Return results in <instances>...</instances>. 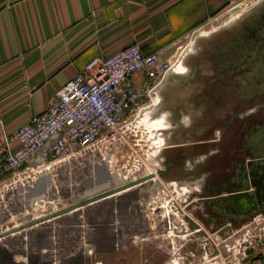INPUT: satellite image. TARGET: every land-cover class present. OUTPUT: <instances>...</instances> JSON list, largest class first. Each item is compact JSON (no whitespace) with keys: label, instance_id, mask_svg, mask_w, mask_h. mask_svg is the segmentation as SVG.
Listing matches in <instances>:
<instances>
[{"label":"built area","instance_id":"2783aa9c","mask_svg":"<svg viewBox=\"0 0 264 264\" xmlns=\"http://www.w3.org/2000/svg\"><path fill=\"white\" fill-rule=\"evenodd\" d=\"M226 2L228 9L242 4L241 0ZM174 57L157 52L145 54L137 43L129 44L106 58L96 57L85 66L83 73L55 91L43 113L31 117L13 135L1 136L5 150L0 162V222H3L0 244L40 223L50 224L60 218H49L66 207L59 199L67 201L59 196L61 185L53 179L56 176L50 178V184L39 200L26 202L23 199L24 193L27 192L26 198L29 196L43 172H54L67 164L84 160L91 166L105 161L123 185L156 177L157 169L149 167L147 157L137 158L129 166L127 160V164L123 162L127 152L124 155L122 149L139 145L129 143L134 140L133 128L142 122L145 114L152 117L157 109L161 102L158 89L163 87L166 74L174 72L182 63ZM12 142L19 145L16 151L10 150ZM158 144L155 146L158 149L156 155L160 156L163 148L160 149ZM159 159L163 163V159ZM155 177L130 188L137 190L150 185L149 181L154 184ZM52 190L54 193L50 194ZM9 193L15 195L14 200L7 198ZM174 209V214L181 217L180 228L174 226L175 235L173 231H166L164 225L160 228L162 232L171 233L180 243L177 250L167 254L163 264H226V257L223 258L222 254L230 252L233 237L240 230L222 228L220 231L226 230L224 237L217 242L215 233L210 236L189 216L185 218L182 208L175 206ZM11 211L18 213L13 225L9 220L4 221L10 219ZM36 221L40 223L25 227ZM149 229L151 233V227ZM245 257L244 250L234 264H240Z\"/></svg>","mask_w":264,"mask_h":264},{"label":"crops","instance_id":"0c3cea01","mask_svg":"<svg viewBox=\"0 0 264 264\" xmlns=\"http://www.w3.org/2000/svg\"><path fill=\"white\" fill-rule=\"evenodd\" d=\"M226 6V0H0V162L5 150L1 136L13 135L31 117L43 113L55 91L83 73L91 60L111 56L132 43L146 54L159 52L172 58L176 48L185 46L187 35L199 31L206 20L225 15ZM201 74L210 73L204 70ZM168 81L178 86L181 78L173 76ZM180 96L177 90L169 101L171 109L166 110L176 141L167 147L207 143L208 115L176 113ZM183 97L188 102L195 100L190 93ZM175 114L177 119H173ZM190 115L197 123L191 128L182 125ZM179 127L184 129L181 135L175 134ZM18 147L17 142L10 144L12 151ZM164 156L167 161V152ZM89 168L91 186L97 188L105 181L112 185L108 163L100 161ZM67 171L70 179L72 167ZM92 190L87 188V192ZM26 194L23 199L31 202ZM13 216L17 219L18 213L10 215L11 222ZM246 264H264V254Z\"/></svg>","mask_w":264,"mask_h":264},{"label":"flooded vegetation","instance_id":"af4514ba","mask_svg":"<svg viewBox=\"0 0 264 264\" xmlns=\"http://www.w3.org/2000/svg\"><path fill=\"white\" fill-rule=\"evenodd\" d=\"M249 6L251 4H246ZM201 34H198L200 40L195 45L192 43V57L183 62L187 74L181 79L182 100L174 111L207 114L210 139L196 146H169L167 164L161 170L164 172L162 178L197 183L199 197H191L185 207L198 209L201 206L194 204L200 202L206 211L201 223L215 232L216 227L255 221L257 215L264 213V0H257L229 26ZM204 70L210 74L202 75ZM191 76L192 81L188 79ZM171 85L166 81L167 89ZM187 92L195 97L194 102L184 99L183 94ZM195 119L190 115V128L197 125ZM237 194L250 196L245 205H235L231 200ZM102 201L104 199L88 205ZM131 238L126 241L130 242ZM123 240V235H117L109 251L105 252H99L89 242L90 251L84 245L77 257L73 258L71 254L67 256L69 260L65 257L59 263L71 264L72 260L75 264H117L121 253L119 243ZM14 247L17 249V245ZM3 248L7 251L8 246L3 245ZM47 253L48 250L44 252ZM27 256L26 253L25 258ZM13 259L14 256L11 261L15 262ZM51 259L50 264H55L58 256L53 255ZM29 260L31 262L27 257L28 263Z\"/></svg>","mask_w":264,"mask_h":264},{"label":"rangeland","instance_id":"374dc122","mask_svg":"<svg viewBox=\"0 0 264 264\" xmlns=\"http://www.w3.org/2000/svg\"><path fill=\"white\" fill-rule=\"evenodd\" d=\"M256 3L257 0H246V2L244 0V4H242L243 8L238 11L239 16L244 10L251 8ZM246 4H251V6L246 7ZM226 8L228 10L227 6ZM224 13L225 15L206 20L205 24H201L199 31L187 35L182 43V45L186 43L185 46L179 51L178 48H176L177 54L175 52L173 53L175 55L174 59L178 58L181 62L190 59L192 57L191 55L186 60L183 58V55L187 54L188 50L193 51V44L195 45L196 42L200 40L198 36L202 35L201 32L211 30L217 26H229L236 20V17L233 16H236L237 13H234L235 15L228 14L227 11ZM179 54H181V56H179ZM182 66L185 68L183 63ZM169 84L172 85L168 89L165 86V82L163 87L158 89V98L160 100L162 99V93L164 97L163 102L159 103L157 112L155 113V110L153 116H158L160 113L170 110L172 104H170L169 101L172 95L177 90L180 94L182 93L183 88H181V83L178 84V86L173 83ZM170 117L172 119V116ZM176 117L177 114H175L173 119H177ZM169 124L173 128L171 120H169ZM179 128L176 129V132L174 130L177 135H181L184 132V129ZM133 129L135 135L133 137L134 140L129 143L131 146L132 144L139 145L132 146V149H122L124 155L125 152H127V156L125 155V160L123 162L127 164V160L129 166H131L137 158L147 157L150 163L147 164L152 170H155L154 168H156L157 171L159 168L162 169L163 165H161L162 163L159 159L162 157L156 155L158 149H156L155 146L156 143H159L158 145H161L160 149H164L167 145L173 143L172 140L176 143L171 133L170 139L167 140L169 132H173V129L170 131L152 130L147 122L143 121L136 124V127ZM155 163L158 165L157 167ZM69 165H71L73 169L70 179L67 169L58 170L61 173L58 178L56 177L55 179L56 184L59 183L61 185L59 196L70 199V201H64L62 198H59L65 206L80 202V199L85 196L84 193L87 192V188L90 187V189H95V186H91V184L85 186L90 180L89 172L91 168H89V166L91 167V165H89V163L84 161L82 164L75 162ZM116 177L118 178L117 175ZM71 179H73L74 182H70L69 180ZM118 180L122 186L123 183L120 178H118ZM154 180V184L149 181L150 185L139 188L142 190L141 194L138 193L139 189L131 190L129 193H123L122 195L115 196L108 200L83 207L77 212L70 213L52 221L50 224L45 223L39 226V228H33L13 238H7V240L0 244V252H2L0 253V263L50 264L52 262L51 257L55 255L58 256V260L54 261L55 264H60V261L62 263L64 258L66 257V259H68L67 256L71 254L73 258L77 257V252L82 250L84 245H86L85 247L89 246L87 251H90L91 247L88 244L89 242L94 244L99 252L109 251L114 240L117 239V235H123L125 240L119 243L118 249L121 253L118 254L119 258L116 260L117 264H146L147 262H149L148 264H163L168 258L167 254L177 250L178 248H176V246L180 243L179 239L173 237L176 233L174 226H178V229L180 228L179 219L181 218L174 214L175 206L182 208V214L185 218L189 216L204 232L209 235L215 233L214 237H217V242H221L226 230L220 231L222 228L218 229V227H216L217 230L212 232L211 229L203 226L201 220L204 219L206 211L202 206L199 207L200 209L185 207L192 199L191 193L189 192L194 191V186L195 189H197V185L189 186V183L176 182L172 178L164 177V179H162L157 173ZM61 181L63 182L61 183ZM63 184L69 188L65 189ZM72 188H74V190H72ZM49 193L53 194L54 191L52 190ZM8 196L7 198L15 199V195L9 193ZM12 218L13 222H11V217L7 220H10L9 224L13 225L16 216ZM162 219H164L163 222ZM167 220L169 223L166 222ZM177 221H179L178 224ZM162 225L165 226L166 231H173V235L165 231L162 232L160 228ZM149 227H151V233ZM229 228L231 231H240L233 237L234 240L231 244L230 252L224 251V254H222L223 258L226 257V264H234L237 261L236 257L241 255L244 250L246 252V257L239 261L240 264L249 263L251 260L264 254V213L257 215L255 221H242ZM130 236L132 237L130 242L126 241ZM3 245L6 247L8 246L7 251L3 248ZM14 245H17V249ZM172 246L174 249H172ZM40 250L42 251L41 253ZM46 250H48V255L44 254ZM124 251L129 253L122 254ZM26 253L28 254L27 257L31 259L29 263L27 257L25 258ZM12 255L14 256L13 260H15V262L11 261ZM20 255L23 256V258ZM71 264H75V262L71 260Z\"/></svg>","mask_w":264,"mask_h":264},{"label":"water","instance_id":"95a60500","mask_svg":"<svg viewBox=\"0 0 264 264\" xmlns=\"http://www.w3.org/2000/svg\"><path fill=\"white\" fill-rule=\"evenodd\" d=\"M242 8H243V5L242 4L241 5H238V6L234 7V8H232L228 12V14H234L237 11H240ZM190 55L191 54L186 55L184 59L185 60L188 59L190 57ZM169 76L170 75H168L167 77H169ZM184 77L185 76H180L179 78L182 79ZM166 81H168V80L165 78V83H166ZM157 109H158V107H157ZM157 109H156L155 113L157 112ZM170 133H172V132H169V135H168L167 140L170 139ZM167 148L168 147L166 146L165 150L163 149L162 153L163 152L165 153L167 151ZM162 164L163 165H166L167 164V161H165V156L163 158V163ZM166 168H167V166H166ZM163 174H164V172L162 170H158L157 171V175H159V177L162 178ZM108 177H109L108 179L111 180V182H112V185L110 187L105 182H102L103 184L98 185L97 188H95L94 190L89 191L87 194H84L85 196L82 197V198H84V200H82V201H80V202H78L76 204H73V205H71V206H69L67 208H64L63 210H61L60 212H57V213L53 214L49 218H51V217L53 218V217L65 215V214H67V213H69V212H71V211H73L75 209H78V208L83 207L85 205H88L90 203H93V202H96V201H99V200L106 199L108 197L114 196L117 193H119V192H121V191H123L125 189H128V188H130V187H132V186H134V185H136L138 183H141V182L149 179L151 176L150 177H147V178H142V179L138 180L137 182L129 183V184L122 185V186L120 185V181L118 180V178L115 175L112 174V175H109ZM49 178L50 177L46 174V175L40 176L37 179V182L35 184L36 186H34L31 189L29 196H27L28 199L30 198L29 201L33 202V201H36V200H39L40 199L41 195L45 192V190L47 189L48 185L50 184V179ZM191 185H197V183H191V184H189V186H191ZM196 188H197V190H195V191L192 192L194 194L191 193V197H193V196H196V197L198 196L199 197L198 187H196ZM194 189H195V186H194ZM138 192L141 193L142 190L139 189ZM247 197H250V196L248 195ZM247 197L244 196L243 194H237V195H234L231 200L234 203H236L235 205L242 206V205H245L246 204ZM194 205H196V207L202 206L200 204V202H196ZM38 222H40V221L32 222L30 224H27L25 227H29L30 225L36 224ZM229 229H230L229 227H226V230H229Z\"/></svg>","mask_w":264,"mask_h":264},{"label":"bare ground","instance_id":"6f19581e","mask_svg":"<svg viewBox=\"0 0 264 264\" xmlns=\"http://www.w3.org/2000/svg\"><path fill=\"white\" fill-rule=\"evenodd\" d=\"M231 9H228L227 10V13L230 11ZM238 12V11H237ZM236 12V13H237ZM231 15H235V14H231ZM238 16H239V12L236 14V16H233V17H236V19L238 18ZM206 35V33L205 34H203V37ZM193 52H192V50H189V52L187 53V54H184L183 55V58H185V56L186 55H188V54H192ZM183 63V62H182ZM182 63H181V65H179L178 67H176L175 69H174V72H168L167 74H166V79L167 80H169L171 77H173V76H178V77H180V76H184V75H186L187 74V69L186 68H184L183 66H182ZM180 71V72H177V71ZM168 75H170L169 77H167ZM142 121L143 122H147V124L150 126V128L152 129V130H157V131H170L171 129H172V127H171V125L169 124V120H168V112H163V113H160L158 116H153V117H151L150 116V114H145L144 116H143V118H142ZM182 125L183 126H189V120L188 121H185V123H182ZM163 151V150H162ZM162 151H161V153H162ZM160 153V156L162 155ZM159 156V157H160ZM84 162V160L82 161V162H79L80 164H82ZM69 167H72L71 165H65V166H63V167H61V168H59V169H57L56 171H54V172H43V174H41V176L42 175H48L50 178H52L53 176H56L57 178H58V176H59V174L61 173L60 171H58V170H60V169H69ZM62 171V170H61ZM63 172V171H62ZM58 173V174H57ZM56 177L55 178H53V179H56ZM152 177H155V176H151L150 178H152ZM49 178V179H50ZM63 178V177H62ZM156 178V177H155ZM154 178V179H155ZM58 180V179H57ZM37 182V181H36ZM36 182H35V184H36ZM34 184V186H36ZM131 190H133V188H130V189H126V190H123V191H121V192H119V193H117L116 195H114V196H111V197H108V198H106V199H104V200H108V199H110V198H113V197H115V196H119V195H122L123 193H129ZM195 190H197V189H194V191ZM193 191H190L189 193H192ZM66 208V207H65ZM7 211V210H6ZM61 211V210H60ZM59 211V212H60ZM75 212V211H74ZM10 213V212H9ZM57 213V212H56ZM70 213V212H69ZM73 213V212H72ZM11 214H14V212H12L11 211ZM68 215V214H67ZM38 223H40V222H38ZM37 224V223H36ZM45 223H40L37 227H39V226H41V225H44ZM35 225V224H34ZM30 226H32V225H30ZM29 226V227H30ZM37 227H34V228H37ZM33 229V228H32ZM31 230V229H30ZM5 234V233H4ZM3 235V234H2ZM1 235V236H2ZM0 236V237H1ZM91 247V246H90ZM89 248V246H87L86 247V250Z\"/></svg>","mask_w":264,"mask_h":264},{"label":"trees","instance_id":"16d2710c","mask_svg":"<svg viewBox=\"0 0 264 264\" xmlns=\"http://www.w3.org/2000/svg\"><path fill=\"white\" fill-rule=\"evenodd\" d=\"M144 53V52H143ZM146 54V53H145Z\"/></svg>","mask_w":264,"mask_h":264}]
</instances>
